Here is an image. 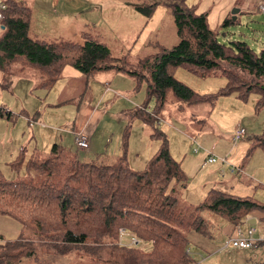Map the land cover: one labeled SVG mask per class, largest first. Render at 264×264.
<instances>
[{"label": "trees", "instance_id": "1", "mask_svg": "<svg viewBox=\"0 0 264 264\" xmlns=\"http://www.w3.org/2000/svg\"><path fill=\"white\" fill-rule=\"evenodd\" d=\"M4 2L1 71L28 66L47 82L59 78L68 65L86 76L112 68L127 72L137 86L146 84L148 100L136 113L152 126V137L161 143L141 170L126 162L127 140L116 165L67 158L58 144L53 154L28 158L24 147L10 164L16 170L25 167L36 179H6L0 171V213L22 224L18 238L5 240L0 235V264H58L51 258L54 255L71 257L70 264H195L182 228L203 232L208 223L202 213L218 215L235 228L249 215L264 225V201L254 196L212 188L198 204H183L179 195L187 190L188 176L183 160L172 154L158 116L170 92L182 108L232 94L254 98L256 108L264 107V49L257 52L245 41H220L207 13L180 0L170 3L178 44L134 65L126 55L114 56L88 31L80 41L34 39L29 35L31 8L17 0ZM140 9L151 17L156 4ZM236 21L227 18L223 25ZM180 67L203 78L221 77L226 83L217 93L199 92L176 78ZM152 99L155 105L150 108ZM7 115L13 117L10 111ZM257 146H264V131L255 135L249 153ZM131 237L150 243L151 248L130 244Z\"/></svg>", "mask_w": 264, "mask_h": 264}, {"label": "rangeland", "instance_id": "2", "mask_svg": "<svg viewBox=\"0 0 264 264\" xmlns=\"http://www.w3.org/2000/svg\"><path fill=\"white\" fill-rule=\"evenodd\" d=\"M4 1L0 0V3L6 4ZM134 1L137 5L145 7L156 4L155 13L148 28L151 33L147 36L150 39L129 41L123 44L107 33L108 43L106 45L114 56L126 55L129 63L135 65L147 56L178 44L180 38L170 3L180 0ZM184 2L186 5L196 6L199 12L207 13L209 24L213 30L217 31L220 41L225 43L233 40L245 41L257 52L264 49V10L261 7L264 0H184ZM235 8L240 9L237 21L234 20L235 23L224 26L223 23L227 18L233 19L232 11ZM100 26L105 27L103 23H100ZM3 29L0 21V36L3 34ZM58 35L62 37H56L57 41H80L82 39L81 34L79 37L78 35L72 36V34H68L67 37L62 33ZM28 69L29 74L26 76H29L31 81L26 84L27 88L24 84L22 85V94L11 95L6 91V85L10 80L8 68L3 70L6 74H3L0 84V106L9 104L17 112L15 119L22 123L19 126V133L20 135L23 133L21 139H27L24 141L27 147L26 157L32 156L35 147H37L35 151L40 156L53 154L54 145L58 144L60 153L67 158L116 165L121 161L125 148L124 142L127 140L126 162L132 169L141 170L160 147V139L154 138L151 141L145 133V131L149 132L148 129L151 132L152 126L140 119L136 113L141 104L148 100L146 84L142 83L137 86L135 77L127 72L112 68L102 73H109L108 71L125 73L119 75H124L133 81L131 91H124L107 80L100 82L98 75L101 72L86 76L70 65L53 82H47L49 79L43 77L38 70ZM175 76L191 88L202 92L209 91V93L219 92L226 83L220 81L221 77L203 78L183 67L176 70ZM117 77L122 80L120 76H116L115 79H118ZM33 81L35 87L30 86ZM237 98L217 96L212 101L198 105H185V109L181 110L172 92L168 96L166 108L159 115L160 128L167 133L169 140H172V154L177 159L185 160L183 167L188 176L189 189L183 190L179 195L185 206H194L203 200L204 197L198 196L205 187L209 188L208 190L214 187L241 196H254L264 201V146H257L249 153L255 135L264 131V107L256 108L252 101L253 98L247 100ZM148 105L150 108L154 107L155 100L152 99ZM89 107L99 109L94 119L96 128L90 132L91 147L80 149L75 143L73 127L79 124V120L80 122L88 121L89 115L86 116L85 113ZM23 108H28L25 114L21 111ZM238 111L243 113L238 114ZM203 119L206 120L201 121ZM212 120L221 130H228L224 136L230 135L233 124H236L238 128L244 127L247 131L240 142L243 144L241 150L243 158L240 166L236 167V169H241L236 173L230 172L229 163L211 164L205 159L206 154L201 149L199 152L193 151L195 145L191 137L197 136L206 128H213ZM11 123L7 130L6 120L0 118V171L2 176L11 180L36 179L35 173L27 171L25 167L16 170L10 164L12 159L8 156L10 144L7 139H11L15 120H11ZM127 127L129 133L126 132ZM154 146L155 151H153ZM193 157L194 160H192ZM218 166H221V169L217 168ZM210 169H214V172L211 173ZM186 199L189 201L187 202ZM202 217L208 223L203 232L190 227L183 226L182 228L183 233L189 238V250L195 257V264H258L264 261V243L248 249L235 247L229 244L236 233L233 224L211 212L202 213ZM241 225L245 230L250 226L247 219H244ZM253 226L257 230L254 236L259 237L264 231V225L258 221ZM21 231L22 224L19 220L0 213V235L5 240L18 238ZM125 236L129 238L128 234ZM138 244L147 249L151 248L150 243L140 242ZM51 258L58 264H70L72 259L58 255L51 256Z\"/></svg>", "mask_w": 264, "mask_h": 264}, {"label": "crops", "instance_id": "3", "mask_svg": "<svg viewBox=\"0 0 264 264\" xmlns=\"http://www.w3.org/2000/svg\"><path fill=\"white\" fill-rule=\"evenodd\" d=\"M2 1L4 0H1V2ZM17 1L26 4L32 10V20L29 26V35L34 39H41L48 41H57L55 39L56 37H62L61 35H58V33H62V35H66L67 37L68 34H72V36L78 35L77 37H79L80 34L82 35L84 31H88L94 36L101 38L104 43L106 42V44L108 43L106 36L107 33H109L114 40L121 42L123 44L125 42H129V41L134 42L141 39L143 41H146L150 39L147 36L149 33H151L150 29L148 28L152 22L153 15L155 13L154 11L153 15L149 17L142 9H140V7H145V6L137 5V3L134 0H17ZM100 23H103L105 27H101ZM94 33L97 35H95ZM68 66L65 67L64 71ZM28 68H32V67H28V66L25 67L19 65L8 68L9 70L7 71H9L8 75L10 80L8 85H6V91L9 92L11 95L18 93L22 94L23 84L25 85V88H27L26 84L31 81L30 77L26 76L27 74H29ZM99 72H101L98 75L100 82H102L103 80H107V82L110 83L112 82L113 84L118 85L119 88L123 89L124 91H131L130 87L133 86V81H131V79H128L124 75H119L123 72L116 73L113 71H108L109 73L106 74L102 73L104 71H99ZM3 74H6V71L0 70V84ZM116 76H120L122 80H120L118 77H117L118 79H115ZM220 81L226 82V80L223 78ZM224 85L225 84H223V86ZM30 86H34V87L36 86L34 81ZM197 91L202 92L200 90ZM202 93H209V91L207 92L205 91ZM133 94L134 93H132V95ZM227 96L237 98L236 94L227 95ZM252 101L254 102V106L256 107V99L253 98ZM219 102H221V100ZM23 105L27 106L26 104ZM185 105L182 108L178 103V108L183 110L185 109ZM199 108H203V107H199ZM1 109H3V114H0V118L1 120H6L5 125L7 127V130L12 124L11 120L13 121L15 120L14 130L11 132V139H7L9 140V144H10L9 146L10 153L8 154V156L10 159L14 160L17 154H19L24 147L26 148V153H27V147L24 145V141H26L27 139H21L23 133L20 135L19 126H21L22 123H19L17 121L18 119H15L17 113L16 110L12 108L9 104H7V106L1 105L0 110ZM27 109L28 108H23L21 110L22 113L25 114ZM9 111L13 113V117L11 118L8 117L7 115V112ZM98 113H99V109L95 107H93L92 109L91 107L87 108V113H85V115L86 116L89 115L88 121L83 122L84 121L83 120L82 122H80L79 120L78 121L79 124H76V126L74 125L73 127L74 131L84 130L88 134L90 139V132L96 128L94 119L96 118V115ZM160 113L158 114V116L160 115ZM239 113H243V112L238 111V114ZM205 120L206 119H203L201 121H205ZM212 122H213L212 123L213 128H206L197 136H192L191 141L194 145L193 139L197 140L204 148L214 152L215 154L221 157H225L227 161L235 167V170L234 171L231 170L230 172L236 173L238 170L241 169V168L236 169V167L238 168L240 166V162L243 158V155L241 154V150L243 149V144H240L242 139H240L239 141L234 140V134L238 129V126L236 124H233L229 132L230 135L224 136V133L227 132L228 130H221L218 124L214 123L213 120ZM144 124L146 123L144 122ZM203 124L205 126V123ZM148 131L149 132L145 131V133L149 138H151L150 140L152 141V139H154L152 137V131L150 132L149 129ZM12 138H19V139H12ZM184 142L186 143L185 139ZM170 146H171V151L173 153L171 139H170ZM36 148L37 147L34 148L33 154L34 153L39 154L35 151ZM153 151H155V146L153 148ZM204 151L205 150H203V152ZM194 159L195 158L193 157L192 160ZM184 161L185 160H183V163ZM217 168L221 169V166H218ZM210 172L213 173L214 169H210ZM208 174L210 173L208 172ZM188 189H189V184L187 190ZM208 189L209 188L207 187L202 189L198 197H205V195L209 191ZM186 201L188 202L189 200L186 199ZM246 219L248 220V223L249 220H253V219H256V223H258L257 217L254 215H249ZM250 225H254V224H250ZM262 233H264V231L261 232L260 234Z\"/></svg>", "mask_w": 264, "mask_h": 264}, {"label": "built area", "instance_id": "4", "mask_svg": "<svg viewBox=\"0 0 264 264\" xmlns=\"http://www.w3.org/2000/svg\"><path fill=\"white\" fill-rule=\"evenodd\" d=\"M6 4L0 3V19L3 18V10L6 8ZM264 10V4L261 6ZM247 133L246 129L244 127H239L235 134H234V140L239 141L243 138ZM75 143L80 149H89L90 148V139L88 134L84 130H75ZM194 150L195 152H199L200 149L205 150L204 152L207 155V160L211 163L216 162H222V163H229L225 157H221L214 152L204 148L197 140H194ZM202 150V151H203ZM230 164V163H229ZM231 165V164H230ZM231 170L234 171L235 167L231 165ZM235 236L231 239L229 244H233V246L242 248V249H248L252 248L254 246H258L260 242H264V233L260 234L259 237L254 236V233L257 231L256 228L253 225H250L247 230L243 228L241 223L237 225L235 228ZM122 234L125 233L124 229H121ZM123 241V239H122ZM140 241L137 239V237H131L130 244H138Z\"/></svg>", "mask_w": 264, "mask_h": 264}, {"label": "water", "instance_id": "5", "mask_svg": "<svg viewBox=\"0 0 264 264\" xmlns=\"http://www.w3.org/2000/svg\"><path fill=\"white\" fill-rule=\"evenodd\" d=\"M239 11H240L239 8H235V9L232 11V14H233V20H236V19H237V14L239 13ZM249 223H250V224H255V223H256V219L249 220Z\"/></svg>", "mask_w": 264, "mask_h": 264}]
</instances>
